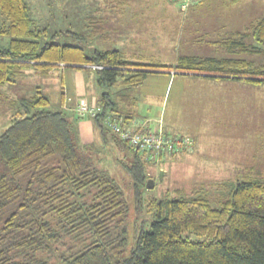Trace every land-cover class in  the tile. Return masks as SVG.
I'll return each mask as SVG.
<instances>
[{"label": "trees", "instance_id": "16d2710c", "mask_svg": "<svg viewBox=\"0 0 264 264\" xmlns=\"http://www.w3.org/2000/svg\"><path fill=\"white\" fill-rule=\"evenodd\" d=\"M0 14L7 23L0 34L9 37L0 43L1 85L19 81L28 69L46 75L63 63L92 71L95 84L107 89L98 95L91 117L94 139L87 145L75 133L64 93L56 111L40 87L14 100L19 115L0 134V157L9 171L0 175V264H264V182L245 178L218 207L179 190L180 196L152 199L150 228L137 226L129 240V206L102 164L109 150L115 162L124 155L119 163L130 177L134 201L141 203L146 154L104 123L109 117L125 125L119 118L128 110L131 115L132 102L128 107L121 99L130 100L131 89L152 71L262 84L264 65L242 57L190 55L167 65L132 61L118 50L95 49L88 55L74 45L39 47L38 38L47 30L35 24L27 0H0ZM250 36L264 49V17L251 26ZM243 44L232 37L222 41L229 52ZM117 83L124 89L120 100L108 91Z\"/></svg>", "mask_w": 264, "mask_h": 264}, {"label": "rangeland", "instance_id": "374dc122", "mask_svg": "<svg viewBox=\"0 0 264 264\" xmlns=\"http://www.w3.org/2000/svg\"><path fill=\"white\" fill-rule=\"evenodd\" d=\"M27 2L35 24L47 30L38 38L39 47L45 43L74 45L82 47L88 55L95 49L118 50L132 61L167 65L175 64L182 55L242 57L257 66L264 65V49L258 47L250 36L251 26L264 17V0H195L186 8L180 0ZM6 24L0 14V28ZM231 37L242 40L245 45L235 52L227 51L222 41ZM8 39V36L0 34V43L5 44ZM62 64L59 63L46 75L28 69L19 81L0 84V134L16 117L15 114L19 115L13 109L14 100L31 96L35 87L47 93L51 110L60 109L59 100L64 93V101L67 104L73 101L78 114L83 99L78 98L79 95L68 96L71 84L67 69L70 68L66 67L62 74L61 69L67 66ZM91 68L97 67L91 65ZM76 70L89 72L87 85L91 90L96 89L92 71ZM166 72L152 71L141 86L131 89V110L136 103V95L140 99L138 106H141L142 113L157 117L156 128L163 129L165 119L174 129L168 134L189 137L188 150L165 155L156 163L145 160V181L152 178L153 187L144 188L138 204L133 199L130 177L119 163L125 156L117 155L120 160L115 162V154L109 150L102 161L107 172L116 179L129 206V240L137 226L150 228L154 219L149 209L152 199L163 198L166 194L174 198L180 196L176 192L179 190L181 196L201 195L213 207H218L245 178L264 182V83L182 75L175 70ZM62 77L65 86L61 83ZM119 84L108 89L116 100H120L124 93ZM157 98L163 103L161 112L156 115L152 109V113L147 112L143 101L155 102ZM93 106L97 110L98 105ZM136 111L140 113L138 108ZM91 117L79 116L89 120ZM145 123L148 122L144 120L141 124ZM134 125L139 124L136 122ZM160 170L163 172L161 179ZM7 173L8 168L0 157V175ZM125 255L126 252L123 257Z\"/></svg>", "mask_w": 264, "mask_h": 264}, {"label": "crops", "instance_id": "0c3cea01", "mask_svg": "<svg viewBox=\"0 0 264 264\" xmlns=\"http://www.w3.org/2000/svg\"><path fill=\"white\" fill-rule=\"evenodd\" d=\"M66 67L67 66L64 65V67L61 69L62 74L64 73V69ZM68 67L70 68V70L67 69V73H68V76H69V82L71 84L68 96L76 97V95H79L78 98L80 97L84 101H86L87 103H91L93 105L94 104L97 105L98 104L97 103V99H98V95L100 93V89L101 88H99L95 84L96 89H93V90L89 89V87L87 85L88 84V80H87L86 72L83 73V72H81L79 70H76L74 67H71V66H68ZM88 78L89 79L91 78L90 75H89ZM92 80H93V82H95L94 75L92 77ZM61 83H62V85L65 86L63 77H62ZM135 98H136V103L133 106L134 107L133 110H131L132 113L130 111L131 115H124L123 116L124 124L127 125V126H131L132 128H135V127H137V125H134L136 122H137V124L140 125L142 123V121L146 120V122L149 123V124L148 123L147 124L149 125L150 128H156L157 127V119H156L157 117H155V116H152V117L150 116L149 117V115H147V113L143 114L142 110H141V106H138V105H140V99H138V96L136 97V95H135ZM121 100H123L126 103H128L127 106L129 107L130 100L128 98H125V99L122 98ZM154 101L155 102H149V103H146L145 101H143L144 103L143 102L142 103H143V105L145 104L144 107L147 108V112L152 113V110H153L154 112H156L155 113V115H156L157 112H161L163 103L160 102L159 98H157ZM64 102H65V103H63L64 104V108L67 110L69 117L72 118V120L76 119L74 121L75 133L78 136L79 141L82 144H86V145L89 144V143H92L93 139H94V130H93L92 121L87 119V118H84V119L76 118L77 115H76V112L74 110V106H75L74 102L70 101L69 104H67L66 101H64ZM138 102H139V104H138ZM121 106L123 108V105H121ZM127 106L124 107V109L125 108L128 109ZM136 108H138L140 113L138 111H136ZM158 108L159 109L161 108L160 111L158 110ZM126 114H129V110L126 111ZM163 127H164L163 128L164 131L169 132V133H171V131L174 130V129H171V127H170V121H166L165 119H163Z\"/></svg>", "mask_w": 264, "mask_h": 264}, {"label": "built area", "instance_id": "2783aa9c", "mask_svg": "<svg viewBox=\"0 0 264 264\" xmlns=\"http://www.w3.org/2000/svg\"><path fill=\"white\" fill-rule=\"evenodd\" d=\"M195 0H180L184 3V8L188 7ZM100 68L101 66H96ZM79 116L96 114V108L91 103L84 100L80 101L78 108ZM106 126L116 133L122 140L126 141L132 148L138 149L146 154L147 161L156 163L165 155L174 154L179 150L187 151L190 145L189 137L183 135H170L162 128L149 129L148 125L140 124L135 128H130L127 125H121L117 120H111L109 117L104 119ZM160 156H162L160 158Z\"/></svg>", "mask_w": 264, "mask_h": 264}, {"label": "water", "instance_id": "95a60500", "mask_svg": "<svg viewBox=\"0 0 264 264\" xmlns=\"http://www.w3.org/2000/svg\"><path fill=\"white\" fill-rule=\"evenodd\" d=\"M162 174H163V172L160 170L159 171V178L161 179V177H162ZM153 187V179H151V178H148L147 180H146V189H151Z\"/></svg>", "mask_w": 264, "mask_h": 264}]
</instances>
